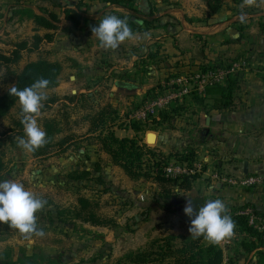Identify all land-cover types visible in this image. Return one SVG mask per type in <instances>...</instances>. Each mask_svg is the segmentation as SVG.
<instances>
[{
	"label": "rangeland",
	"instance_id": "1",
	"mask_svg": "<svg viewBox=\"0 0 264 264\" xmlns=\"http://www.w3.org/2000/svg\"><path fill=\"white\" fill-rule=\"evenodd\" d=\"M73 1L33 0V6L38 9L43 8L48 11L60 12L66 6L72 7ZM4 4L5 0H0V9ZM233 6L238 7L240 4L233 3ZM239 11L237 10V12ZM90 12V15H95L92 8ZM97 16L95 15V17ZM95 25L88 23L87 27L92 29ZM262 25L264 26V23L253 19L251 26H249L250 32L249 34L247 33V43L241 44L235 50L226 52L227 56H229L226 60H237L239 58L250 60L248 71L241 74L242 80L237 96H240L248 89L251 84L250 78L255 76L262 79V76L256 72L258 68L264 69V33ZM66 27L65 23L61 22L59 29L53 32L55 33L54 47L46 50L48 48V44L46 43L44 44L46 47L41 45V51L34 54L24 53L23 61L12 68L15 73L19 74L29 63L36 62L42 58L51 61L56 60V62L61 61L62 64L66 65L60 80V86L56 89L45 91L47 99L55 96L59 98V101L55 104L46 105L47 99L44 100L42 102V107L44 108L40 109L35 118L38 125L44 131L45 122L56 119L60 123L62 132L56 137L55 141L57 143L62 140L69 141L63 147H56L49 156L36 158L32 152L21 149L16 143V138L24 135V130L18 125L24 118L20 103H17L7 118L0 120V153L3 156L6 168L4 179L23 184L26 190L31 191L36 197L46 201L44 208L38 212L39 218L37 219L40 222L39 227H46L43 236L32 237L29 234H22L16 229H8L4 224L0 223V257L9 248L13 250V258L15 260L24 251L29 256L33 254L51 256L55 259L56 264H60L61 262L59 257H63V264H118V260L122 258L124 250L134 245L137 246L134 243L130 244L129 240L132 237L136 239L143 234L145 235V238L140 239L141 245H144L143 250L154 239L168 236L170 234V231L166 229L168 226L171 227L176 222L188 223L190 218L184 213V209L182 208V204L187 199L186 195L181 192V201H183V203L180 202L181 205H178V202H172L171 211L161 208L162 213L168 215L166 220L159 213H157V216L155 215L157 220L153 216L147 222L146 219L148 218L144 217L143 222L146 221V224L141 231L134 234L129 230L130 228L136 230L135 228L138 226L132 225L126 231L122 229H109L111 231L107 232V230H104L105 228L93 227L81 222H77L73 226L58 225L57 222L54 224L47 222L49 211L55 216L54 207L56 205L63 209L74 207L78 204L77 200L80 195L94 200L98 204L97 212L101 216L122 219L126 216L127 212L124 211L130 203L136 201L149 203L155 199L156 194L160 193L156 185L154 186L157 189L153 185H150L152 183L131 181L125 173L123 174L120 168H115L112 165L109 156L101 151V145L97 144V140L95 139L97 135L89 131L91 127L90 120L100 111L108 108L109 111L116 112L114 120L109 123L111 131H114L118 135L126 136L128 135L129 127L138 124L142 130L137 134V140L142 145H148L157 152H160L158 138L154 144H151L150 138L152 135H157V137L164 135L165 142L167 143H163L161 146L168 148L169 150H166L170 153H176L187 147L191 149L190 144H184L179 148L176 144V146H173V143L178 138L185 139L186 141L193 135L194 129H191L190 125L192 113H190L191 110L189 112L186 111L180 113L177 118H174L175 116L173 115L171 121H165L159 125L156 119H159L158 116L161 113H168L170 106L167 110L161 112L157 116L158 118L155 117L156 119L151 118L145 123H138L132 120V115L135 112L154 99L162 97L163 93L161 91L158 93H153L152 91L161 85V83L163 85L165 82L162 81L167 79L168 74L170 75L171 72L169 73V71L163 68L169 69L165 61H176L172 60V56L176 55L173 49L169 47L168 50L162 48L161 51H157L154 48V52L151 53H155L157 57L148 59L146 56L147 52L142 49V44L138 43L136 46L128 48V50L126 48L125 52L113 53L111 51L114 49L107 48L101 50L100 54L104 55L102 59L100 55L95 53L96 50H91V46L87 57L82 54L80 56L79 54L76 55L77 52L75 53L74 50H76V43L83 39L82 37L85 36L86 31H82L79 28L69 33L64 31ZM34 34L36 35L34 26H31L29 22L23 24L16 21L10 22L9 17L4 13L3 17H0V54H10L14 50L15 45L21 41L27 40L32 42ZM88 43L90 44V39ZM69 49V53H64V51ZM138 53L145 58L136 56ZM116 54H119L118 56L123 55L129 61L133 60V56L139 58L134 59V61H140L141 65L138 69L139 76L137 82L147 88L150 87L147 93L141 92L135 96H129L116 89L115 82L117 76L113 77V79L110 78L108 69L110 64L107 63V61H113L111 60L113 58H118ZM215 54L217 55L218 52H215ZM73 57H79L83 61L91 63H86L80 68V66L78 67V65L76 66L72 62L76 61ZM93 61H99V64L95 65ZM145 61L150 62L146 65L143 63ZM68 66L71 69H67ZM174 66L176 65L174 64ZM15 83L16 79L14 76H8L6 75V71H2L0 73V97L12 89ZM150 92L152 93L149 94ZM73 95H78V99L76 102L71 103L67 98ZM189 101L191 99L186 97L178 102L182 106L189 103ZM175 130H180V132H175ZM97 163H100V174L105 177L111 186V192L101 194L94 190V188L79 191L81 183L71 181L69 175L74 171L86 170H91L96 175L95 166ZM202 179L199 176L198 180L192 183V187L196 189V192L203 191V188H207L208 186L206 180L202 181ZM214 199H221V197L208 196V200ZM48 202L52 204L49 205V203L47 205ZM178 210L182 211V214L179 215L177 213ZM142 211L145 216L147 211L145 209H142ZM181 215L183 216L182 220L180 218ZM172 218L173 220H171ZM156 221L161 222L158 225ZM155 229L160 230L156 235L154 234ZM2 263L3 260L0 259V264Z\"/></svg>",
	"mask_w": 264,
	"mask_h": 264
},
{
	"label": "crops",
	"instance_id": "2",
	"mask_svg": "<svg viewBox=\"0 0 264 264\" xmlns=\"http://www.w3.org/2000/svg\"><path fill=\"white\" fill-rule=\"evenodd\" d=\"M208 1L209 0H140L134 5V8L140 10L144 15L150 14L153 10L155 15L153 18L158 19V24L162 27L125 40L111 52H125L126 48L128 50V48L141 43L143 47L142 49L147 52L146 56L148 57L151 52H154V48H156L157 51H161L162 48L168 50L170 47L176 54L172 56V60L174 59L176 61H165L169 69H163L169 71V73H172V71L177 73L184 68L187 71H196L200 65H209L220 59L226 60V58H229L226 53L227 51L235 50V48H238L241 44L247 43L246 40L248 38L243 40L241 44L230 43L240 37V24L251 26L253 19L257 22L264 23V0H251V3H248L247 0H222L224 3L222 9L210 20H206L209 12L207 5ZM78 2V0H74L72 2L73 6L68 8H75V5H77ZM33 3V0H5L4 6L0 9V17H3V14L5 13V15L9 17L10 22L16 21L21 24L29 22L35 29V24L31 20H20L18 17H15L14 19L12 18L14 16L13 13L18 9V6L30 7L36 14H41L40 10L33 6ZM233 3L240 4V6L234 7L237 5L233 6ZM92 9L95 15L98 16L95 17V15H90V11L87 14H84L87 21L80 26V29L86 31L85 36L82 37V40H79L78 43H76V50H74V52H77L76 55L79 54L80 56L84 55L87 57L89 55V49L92 46L91 50H96L95 53L100 55L103 59L104 55L100 54V52L106 48L100 45L98 38L93 35L92 29L87 27L88 23H99L107 10H115L125 14H128L129 12L117 7L106 9L99 3H96V5L94 4V8L92 7ZM237 10L240 11L237 12ZM57 13L61 15V11ZM242 16L243 20L241 19ZM61 22L65 23L67 26L66 29L72 28V24L66 21L64 15H61ZM246 32L249 34L250 27L246 29ZM46 33L47 31L45 30H40L38 32L41 36H44ZM89 39L90 44L88 43ZM46 43L48 44L46 50H50L51 47L55 46L54 42H44L42 45ZM44 47H46V45H44ZM41 48L39 51H41ZM69 51L70 49L64 51V53H69ZM215 52H218V54L216 55ZM116 55L118 58L111 59L113 61H107V63L110 64H108L110 78L113 79V77L117 76V80L115 79L116 82L135 80L137 85L144 86L137 82L139 76L138 69L141 65L140 61H134V59L145 57L140 56V53H138V55H136L138 57L133 56V60L129 61V59H125L122 54V56H118L119 54ZM76 57H73L76 61L72 62H74L76 66H80V68L86 63H91ZM58 62L62 64L61 61ZM149 62L150 61H145L143 63L149 64ZM93 63L98 65L99 61H93ZM174 64L176 66H174ZM62 65L64 72L66 65ZM67 69H71V67L68 66ZM250 83L248 89L240 96H237L235 107L232 110L220 111L214 108L216 96H209L205 105H199L194 102L191 103L190 101L185 104L187 112L191 110L190 113H192L190 125L191 129H194L192 132L193 135H191L186 141L185 139L178 138L174 141L173 146L177 145L180 148L184 144H190L189 146L191 149H195L196 154L198 155V162L203 163L207 170L206 177L203 176V179L200 177L202 181L206 180V183H208L207 188L204 187L203 191H198L200 193L196 192V189L193 187L188 191H181L186 195L187 200L194 197H203L207 202L209 201L208 196H220L227 206L228 215H237V213L244 209L252 208L256 214L264 220V186L258 188L231 187L223 182L211 179V175L214 173H220L222 176L229 178L264 175V78L262 77L261 79L254 76L250 78ZM148 89H150V87H146L143 93H147ZM177 104L180 103L177 102ZM207 117H210L211 119L209 132H207L208 128H206L205 124V119ZM131 127L132 126L129 127L128 135L123 136L115 133L116 136L119 138H137L138 133H136ZM177 131L180 132V130H175V132ZM164 137V135L157 137L160 144V152L167 156L174 154L168 152V148L161 146L163 143H167L165 142ZM186 149H188V147L183 150ZM174 160L175 159H172L171 162ZM116 167L117 166H115V168ZM120 170L122 169L120 168ZM127 178L129 177L127 176ZM143 182L151 183L146 181ZM150 185L154 186L155 184L152 183ZM155 188L157 189V187ZM158 194H156L155 199L149 203H146L145 201L130 203L124 211L128 214L126 213V216L122 219L116 218L120 227L119 229L126 231L134 225L138 226L135 228L136 230L130 228L129 231L133 234L137 233L142 230L146 221L148 222L153 216H157V213L161 214L162 218L164 216L163 219L166 220L168 215L162 213V207L158 205ZM180 202L183 203V201ZM180 202L179 204L181 205ZM183 204L182 208L184 209L185 207ZM142 209L147 211L145 216ZM177 213L180 215L182 214V211L178 210ZM156 216L154 217L155 220H157ZM144 217L148 218L145 222H143ZM180 218L182 220L183 216L181 215ZM171 220H173V218ZM160 222L161 221H156V224L159 225ZM190 224L191 219H189L188 223L176 222L175 225L166 228L170 231V234L168 235L189 237L191 236L188 231ZM104 230H107V232L111 231L106 228ZM157 232L159 233L160 230L155 229L154 234L156 235ZM201 237L203 239L202 244L206 246L217 244L224 251V261H226L227 264L258 263L255 259V253L248 255L240 246V243L245 240L244 234L233 231L231 236L215 243L205 239L203 236ZM143 238H145L144 234L136 239H133L132 237L129 240L130 244L134 243L137 244V246L133 244L134 246L124 250L122 252V257L129 252L142 250L144 245H141L140 239L142 240ZM227 242L230 243L228 246L226 245Z\"/></svg>",
	"mask_w": 264,
	"mask_h": 264
},
{
	"label": "trees",
	"instance_id": "3",
	"mask_svg": "<svg viewBox=\"0 0 264 264\" xmlns=\"http://www.w3.org/2000/svg\"><path fill=\"white\" fill-rule=\"evenodd\" d=\"M140 0H80L75 8H68L67 6L61 9V15H64L66 21L72 24V28H67L64 31L72 33L74 30L80 28V26L87 21L84 14H87L94 4L99 3L106 9L111 7H117L127 10L129 13H120L115 10H107L105 15L112 14L117 15L121 19L127 21L129 27L132 29L133 36L147 33L151 30L162 27L159 25V20L154 19V12L144 15L140 10L134 8V5ZM235 1V0H234ZM209 12L206 20H210L213 16L224 6L222 0H209L207 2ZM41 14H36L30 7L18 6V9L13 13L15 17L20 20H31L35 24L36 35L33 36L32 42L27 40L21 41L15 45V49L9 55L4 53L0 54V73L6 71V75L14 76L16 83L14 87L23 89L31 86L38 79H47L49 85L47 90L56 89L60 85V79L63 73V65L60 62L51 61L46 58H42L36 62L29 63L19 74L13 71V67L19 65L23 60L24 53H35L41 48L42 43H53L55 39V31L59 29L61 23V15L56 11H48L46 9H39ZM11 19V20H13ZM239 32L240 37L237 40L230 43L241 44L243 40L247 39L246 29L249 25L240 24ZM263 33L264 26L262 25ZM40 30H45L47 33L44 36L38 34ZM131 37V38H132ZM130 39V38H129ZM128 40V39H127ZM157 57L155 53H150L148 59ZM144 59V58H143ZM144 61V60H143ZM238 62H247L239 58L237 60H216L215 62L207 65H200L196 71H187L182 69L177 73H170L167 75V79L163 85H159L153 89V93L165 92V86L171 80L181 76H191L198 73H207L215 70L229 69L233 64ZM147 65V63H145ZM242 73L235 74L230 77L224 86H215L207 90L205 96H198L193 94L189 96L191 103H197L199 105H205L209 96L215 97L214 108L220 111L232 110L235 107V101L240 89V82L242 80ZM11 89L3 96L0 97V120L7 118L13 108L19 102L18 98L10 94ZM150 92L149 94H151ZM78 95L68 97L67 100L71 103L76 102ZM59 101L58 97H50L45 102L46 105L55 104ZM42 107L41 109H43ZM187 109L184 105H179L177 102L173 103L169 109V112L161 113L156 119L159 125L162 122L171 121L172 116L177 118L180 113L186 112ZM115 111H109L108 108L103 109L98 114L93 116L90 120V133L96 134L95 139L97 144L101 145V151L105 152L111 163L114 166L121 168L124 173L132 181H146L157 185L160 190L157 196L158 204L171 211V203L181 201V191H188L192 188V183L198 180V176L182 177L178 179L168 178L165 174V168L171 163L172 159L182 164H188L192 166L198 161V155L195 149H186L176 152L172 155H165L162 152H157L148 145H142L137 138H119L114 131L109 129L110 121L114 120ZM37 116L38 114H33ZM157 117V118H158ZM22 130L23 124H18ZM45 132L47 142L37 149L33 153L36 158L49 156L56 147H63L68 144L69 140H62L57 143L56 137L62 132L60 123L56 120H47L45 122ZM133 130L136 133L141 132L140 125H133ZM5 162L3 156L0 153V182L4 181ZM96 175L91 170L86 171H74L69 175V179L76 183H81L79 191L82 189H91L98 191L101 194H107L111 192V186L103 177L101 173L100 163L95 166ZM98 188H101L98 190ZM79 193V192H78ZM78 204L71 208H60L55 206V216L49 211L47 222L50 224L58 223L65 226L76 225L77 222L88 224L93 227H102L108 229H119V225L114 218H105L98 212V204L87 197L79 196L77 200ZM50 202L47 203V205ZM50 203L49 205H51ZM235 211V210H234ZM235 223L234 232H239L245 235V240L240 243V246L246 254L250 255L255 253V259L257 264H264V235L249 225V220L246 217L238 216L235 214L230 215ZM39 213L37 214V219ZM38 226L40 222L37 220ZM8 229H15L8 223H2ZM41 228V227H40ZM43 231L46 230L42 228ZM17 230V229H16ZM18 231V230H17ZM19 232V231H18ZM30 236H36L29 234ZM202 237L193 236H175L168 235L160 239H154L147 248L136 252H129L118 260V264H223L225 260L224 251L217 245L211 244L206 246L202 244ZM12 249H7L0 257L3 260L2 264H56L55 259L47 255L33 254L31 256L25 254L23 251L20 257L17 256L15 260ZM63 264V257H59Z\"/></svg>",
	"mask_w": 264,
	"mask_h": 264
},
{
	"label": "clouds",
	"instance_id": "4",
	"mask_svg": "<svg viewBox=\"0 0 264 264\" xmlns=\"http://www.w3.org/2000/svg\"><path fill=\"white\" fill-rule=\"evenodd\" d=\"M247 2L251 3V0ZM241 19L243 20V16ZM92 33L98 38L100 45L107 49H115L133 36L127 21L112 14L105 15L93 26ZM48 85L49 81L41 78L29 87H13L10 91L11 95L18 98L24 115L21 121L24 135L17 137L16 143L28 152H35L47 142L46 132L38 125L33 114L39 113L42 102L47 99L45 90ZM45 204L46 201L26 190L21 183L11 180L0 182V223H8L22 234L44 235L43 229L38 226L36 214ZM227 211V206L221 199H214L205 202L196 212L189 199L184 213L191 219L188 229L190 235L197 238L203 236L213 243L231 236L235 223Z\"/></svg>",
	"mask_w": 264,
	"mask_h": 264
},
{
	"label": "built area",
	"instance_id": "5",
	"mask_svg": "<svg viewBox=\"0 0 264 264\" xmlns=\"http://www.w3.org/2000/svg\"><path fill=\"white\" fill-rule=\"evenodd\" d=\"M250 64L238 62L229 69L215 70L207 73H198L191 76H181L171 80L165 86L162 97L154 99L132 115V120L138 123H145L151 118L157 117L161 112L167 110L173 103L183 100L193 94L205 96L209 88L226 85L228 79L235 74L247 72ZM256 72L264 78V69H256ZM165 174L168 178L178 179L182 177L205 176L207 170L201 162H196L192 166L188 164L172 161L166 168ZM211 179L223 182L231 187L258 188L264 186V175L249 176L244 178L224 177L220 173L211 175ZM238 216L248 218L249 225L256 231L264 235V220L260 218L252 208L244 209L237 213ZM230 243L227 242L228 246ZM264 251V248H263ZM223 264H227L224 261Z\"/></svg>",
	"mask_w": 264,
	"mask_h": 264
},
{
	"label": "water",
	"instance_id": "6",
	"mask_svg": "<svg viewBox=\"0 0 264 264\" xmlns=\"http://www.w3.org/2000/svg\"><path fill=\"white\" fill-rule=\"evenodd\" d=\"M72 79H74V78H72ZM115 87L119 92L125 93L129 96H135L137 94H140L141 92H144V90L146 89V87H144V86L137 85L135 80H130L128 82L117 81L115 83ZM205 124H206V128H208L207 132H209V128L211 126L210 117H207L205 119ZM156 140H157V135H156ZM190 200L192 201L194 211H196V212H198L199 209L206 202L205 198H203V197H194V198H191ZM187 201L188 200H186V202L184 203V207H186Z\"/></svg>",
	"mask_w": 264,
	"mask_h": 264
},
{
	"label": "bare ground",
	"instance_id": "7",
	"mask_svg": "<svg viewBox=\"0 0 264 264\" xmlns=\"http://www.w3.org/2000/svg\"><path fill=\"white\" fill-rule=\"evenodd\" d=\"M151 144H154L156 142V135H152L150 138Z\"/></svg>",
	"mask_w": 264,
	"mask_h": 264
}]
</instances>
